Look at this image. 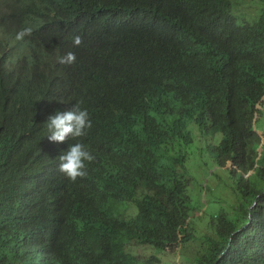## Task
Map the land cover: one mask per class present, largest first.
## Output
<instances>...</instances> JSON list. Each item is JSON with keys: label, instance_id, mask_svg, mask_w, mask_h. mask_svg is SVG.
<instances>
[{"label": "trees", "instance_id": "1", "mask_svg": "<svg viewBox=\"0 0 264 264\" xmlns=\"http://www.w3.org/2000/svg\"><path fill=\"white\" fill-rule=\"evenodd\" d=\"M261 13L241 23L231 0H0V264H169L163 255L183 253L264 264ZM69 49L75 60L59 63ZM74 101L89 113L85 134L56 144L50 162L33 158L31 121ZM74 139L93 159L70 180L57 161ZM193 191L212 194L215 210L198 214ZM124 200L136 202L127 219L115 212ZM135 230L158 255L123 248Z\"/></svg>", "mask_w": 264, "mask_h": 264}, {"label": "clouds", "instance_id": "2", "mask_svg": "<svg viewBox=\"0 0 264 264\" xmlns=\"http://www.w3.org/2000/svg\"><path fill=\"white\" fill-rule=\"evenodd\" d=\"M32 27L30 25H25L18 29L14 34L15 40L23 39L27 34L31 33ZM0 32H9L8 27L0 25ZM81 37L73 35L72 43L79 44ZM75 60V53L72 50H66L63 54L57 56V61L62 64H71ZM7 87L0 88V96L4 97V101L10 100V95L5 92ZM11 117L7 115V125L8 128H14L10 123ZM36 122L40 123V127L37 128V133L39 139L33 144V158L39 159L42 162H50L55 157L54 147L56 144L64 145L66 140L70 138H76L83 136L86 129L91 125V120L89 118V113L86 108L81 106L79 101H74L69 107L63 110H54L49 113L44 121H39V119L31 121L33 125ZM93 159L92 153L88 148L78 139H74L73 142L68 143L66 148L58 154V168L61 173L70 180H77L81 176L86 174L85 164L87 161ZM53 189L58 193L59 199L57 203L67 200L68 191L60 183L53 185ZM203 202H207L204 200ZM136 202L133 200H124L123 204L118 205L115 212L118 211L119 217L130 218L135 214ZM129 205L132 208V213L129 216H123L121 214V209H128ZM134 206V207H133ZM38 213L44 217L42 210L37 206ZM47 216L49 213L47 212ZM141 231L135 230L133 233L129 234L127 240L123 241V248L134 249L137 247V254L134 255L135 258L143 256L147 253L143 249L145 243H140ZM143 261H145V256H143ZM157 261V260H156Z\"/></svg>", "mask_w": 264, "mask_h": 264}, {"label": "rangeland", "instance_id": "3", "mask_svg": "<svg viewBox=\"0 0 264 264\" xmlns=\"http://www.w3.org/2000/svg\"><path fill=\"white\" fill-rule=\"evenodd\" d=\"M233 4V13L236 15L237 19L241 22H248V23H253L255 22L260 16H261V11L264 6V0H231ZM203 140V137L201 136L200 138L197 139V143H201ZM194 165L197 167L196 173L201 172V169H199L198 165V160L194 162ZM199 185L197 181H195ZM191 189H193V186H191ZM204 192V191H202ZM194 199L198 201L199 204V211H196L198 214L203 213L202 215H207L210 214L211 211L215 210V207H217V204L212 205L206 210L208 207L207 203H211L212 199V194H207L205 196V201L203 202V194L201 193H194ZM203 203V204H202ZM132 213V208L129 205L128 209H121V214L123 216H129ZM146 252V251H145ZM149 256V255H158L157 251L155 249H148L147 253L143 254V256ZM164 260H167L169 264L171 259L172 261L176 264H195L191 261L190 256L187 253L180 254L177 258H174L171 254L170 255H163L162 257ZM153 264H163L161 261H156L153 260Z\"/></svg>", "mask_w": 264, "mask_h": 264}]
</instances>
